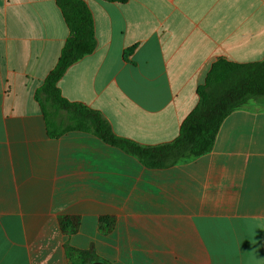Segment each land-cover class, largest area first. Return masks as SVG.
I'll return each instance as SVG.
<instances>
[{
	"label": "crops",
	"instance_id": "0c3cea01",
	"mask_svg": "<svg viewBox=\"0 0 264 264\" xmlns=\"http://www.w3.org/2000/svg\"><path fill=\"white\" fill-rule=\"evenodd\" d=\"M83 1L96 47L58 88L143 145L178 137L214 63L264 59V0ZM69 35L55 0H0V264H264V103L163 169L89 133L50 137L36 92Z\"/></svg>",
	"mask_w": 264,
	"mask_h": 264
},
{
	"label": "trees",
	"instance_id": "16d2710c",
	"mask_svg": "<svg viewBox=\"0 0 264 264\" xmlns=\"http://www.w3.org/2000/svg\"><path fill=\"white\" fill-rule=\"evenodd\" d=\"M69 27L70 35L61 51L56 67L48 74L36 92L48 135L59 137L78 131L92 134L104 143L137 158L150 169L168 168L179 162L196 159L209 153L224 120L250 101L264 103V59L253 63H233L219 60L199 87V102L183 121L180 133L173 141L159 145H143L118 136L101 112L87 105L64 98L58 81L67 69L96 47L94 19L83 0H55ZM125 2L126 0H103ZM66 232H75L79 219H60ZM83 264L92 259L90 252H81Z\"/></svg>",
	"mask_w": 264,
	"mask_h": 264
},
{
	"label": "water",
	"instance_id": "95a60500",
	"mask_svg": "<svg viewBox=\"0 0 264 264\" xmlns=\"http://www.w3.org/2000/svg\"><path fill=\"white\" fill-rule=\"evenodd\" d=\"M93 264H106V263L101 262V261H96V262H94Z\"/></svg>",
	"mask_w": 264,
	"mask_h": 264
}]
</instances>
